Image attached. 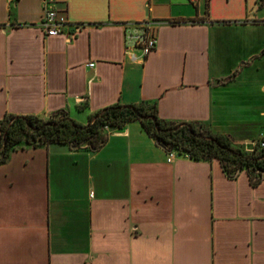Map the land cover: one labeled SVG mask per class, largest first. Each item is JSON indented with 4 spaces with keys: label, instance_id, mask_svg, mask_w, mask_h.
Segmentation results:
<instances>
[{
    "label": "crops",
    "instance_id": "crops-1",
    "mask_svg": "<svg viewBox=\"0 0 264 264\" xmlns=\"http://www.w3.org/2000/svg\"><path fill=\"white\" fill-rule=\"evenodd\" d=\"M45 1L0 0V124L148 103L166 122L264 139L259 0H49L65 32L84 25L72 41L44 34ZM144 22L158 43L142 62L126 34ZM106 131L97 151L22 144L0 164V264H264V177L170 161L139 121Z\"/></svg>",
    "mask_w": 264,
    "mask_h": 264
},
{
    "label": "trees",
    "instance_id": "trees-1",
    "mask_svg": "<svg viewBox=\"0 0 264 264\" xmlns=\"http://www.w3.org/2000/svg\"><path fill=\"white\" fill-rule=\"evenodd\" d=\"M264 0H259L258 9ZM141 122L147 134L168 153L192 160H218L229 178L247 171L254 186L264 177V147L260 142L250 149L233 143L230 137L216 135L201 123H170L159 118L156 105L148 103L116 104L92 115L87 124L66 112L45 120L37 116L9 115L0 124V164L22 144L33 148L57 144L73 148L88 146L97 151L108 140L107 128L123 129L129 123ZM261 141H264L262 139Z\"/></svg>",
    "mask_w": 264,
    "mask_h": 264
},
{
    "label": "built area",
    "instance_id": "built-area-1",
    "mask_svg": "<svg viewBox=\"0 0 264 264\" xmlns=\"http://www.w3.org/2000/svg\"><path fill=\"white\" fill-rule=\"evenodd\" d=\"M18 0H9L10 4L16 3ZM71 24L68 19L61 15L55 5L49 0L45 1L44 16L40 23V27L44 34L48 37L66 36L69 41H72L82 31L84 25H73L72 32H65V29ZM155 23L144 22L135 25L132 30H128L126 41L129 47L134 50L141 51L140 60L143 62L155 49L158 43L155 33ZM137 60L136 57H134ZM93 66V65H90ZM261 147H264V141H260ZM256 143L252 144V148ZM250 149L253 151V149ZM175 157L174 153H170L169 160Z\"/></svg>",
    "mask_w": 264,
    "mask_h": 264
},
{
    "label": "rangeland",
    "instance_id": "rangeland-1",
    "mask_svg": "<svg viewBox=\"0 0 264 264\" xmlns=\"http://www.w3.org/2000/svg\"><path fill=\"white\" fill-rule=\"evenodd\" d=\"M260 12H261L262 16H264V3L262 5V7H260ZM230 135H231L230 139L233 141V143L237 146L242 147L243 149H251L253 143H257V142H260L262 140V139H260V140L247 139L245 137L237 138V137H234V133H230Z\"/></svg>",
    "mask_w": 264,
    "mask_h": 264
}]
</instances>
